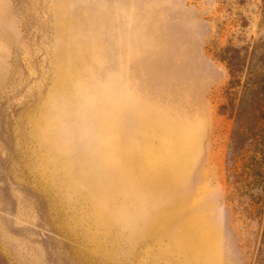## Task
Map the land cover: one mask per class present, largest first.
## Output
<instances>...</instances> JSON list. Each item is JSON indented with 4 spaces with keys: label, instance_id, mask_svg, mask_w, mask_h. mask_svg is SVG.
I'll return each mask as SVG.
<instances>
[{
    "label": "rangeland",
    "instance_id": "obj_1",
    "mask_svg": "<svg viewBox=\"0 0 264 264\" xmlns=\"http://www.w3.org/2000/svg\"><path fill=\"white\" fill-rule=\"evenodd\" d=\"M230 48L264 0H0V264H254Z\"/></svg>",
    "mask_w": 264,
    "mask_h": 264
},
{
    "label": "trees",
    "instance_id": "obj_2",
    "mask_svg": "<svg viewBox=\"0 0 264 264\" xmlns=\"http://www.w3.org/2000/svg\"><path fill=\"white\" fill-rule=\"evenodd\" d=\"M231 81L229 105L235 128L232 132L227 163L243 161L242 173L249 183L253 207L264 208V49L250 56L251 63L241 64L242 52L224 51ZM245 60V59H244ZM246 153H249L247 155ZM262 212L260 211V215ZM254 264H264V214L256 244Z\"/></svg>",
    "mask_w": 264,
    "mask_h": 264
}]
</instances>
